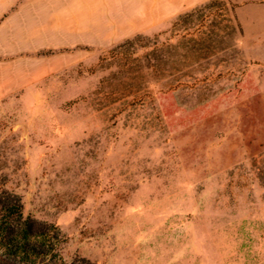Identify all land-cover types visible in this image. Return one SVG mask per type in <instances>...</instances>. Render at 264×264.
<instances>
[{"label":"rangeland","instance_id":"374dc122","mask_svg":"<svg viewBox=\"0 0 264 264\" xmlns=\"http://www.w3.org/2000/svg\"><path fill=\"white\" fill-rule=\"evenodd\" d=\"M83 50L0 98V199L66 264H264V0Z\"/></svg>","mask_w":264,"mask_h":264},{"label":"crops","instance_id":"0c3cea01","mask_svg":"<svg viewBox=\"0 0 264 264\" xmlns=\"http://www.w3.org/2000/svg\"><path fill=\"white\" fill-rule=\"evenodd\" d=\"M209 0H0V98Z\"/></svg>","mask_w":264,"mask_h":264},{"label":"trees","instance_id":"16d2710c","mask_svg":"<svg viewBox=\"0 0 264 264\" xmlns=\"http://www.w3.org/2000/svg\"><path fill=\"white\" fill-rule=\"evenodd\" d=\"M0 206V264H66L56 226L25 217L17 196L0 199Z\"/></svg>","mask_w":264,"mask_h":264}]
</instances>
